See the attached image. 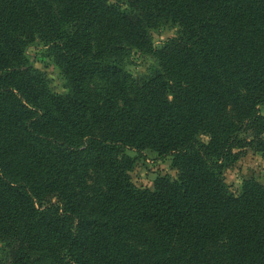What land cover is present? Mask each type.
I'll return each instance as SVG.
<instances>
[{
  "label": "trees",
  "instance_id": "trees-1",
  "mask_svg": "<svg viewBox=\"0 0 264 264\" xmlns=\"http://www.w3.org/2000/svg\"><path fill=\"white\" fill-rule=\"evenodd\" d=\"M263 108L264 0H0V264H264V186L224 177L264 159ZM127 149L177 178L138 188Z\"/></svg>",
  "mask_w": 264,
  "mask_h": 264
},
{
  "label": "rangeland",
  "instance_id": "rangeland-1",
  "mask_svg": "<svg viewBox=\"0 0 264 264\" xmlns=\"http://www.w3.org/2000/svg\"><path fill=\"white\" fill-rule=\"evenodd\" d=\"M110 1L116 2V0ZM177 34L178 29L172 26H162L153 30L154 46L157 49L163 47L168 40ZM26 56L30 65L45 75L54 93L66 94L65 81L49 56L48 49L40 41H36L27 47ZM155 65L156 62L152 57L135 54L126 69L135 78H140L147 73L151 66ZM262 111L264 112V108ZM126 153L136 159L130 176L132 182L140 189L153 190L158 177L167 176L176 179L178 176L172 164V157H159L150 151L138 153L128 149ZM224 177L226 185L234 193H240L244 182L247 180H255L264 186V159L261 154L247 150L236 164L225 171Z\"/></svg>",
  "mask_w": 264,
  "mask_h": 264
}]
</instances>
